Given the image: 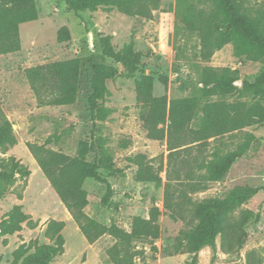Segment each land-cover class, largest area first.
Masks as SVG:
<instances>
[{"label":"trees","instance_id":"obj_1","mask_svg":"<svg viewBox=\"0 0 264 264\" xmlns=\"http://www.w3.org/2000/svg\"><path fill=\"white\" fill-rule=\"evenodd\" d=\"M65 2L67 11L79 17L82 13L106 9L146 21H153L154 13L162 6V0ZM175 13L176 38L182 31L195 36L203 62H209L216 52L231 44L237 58L264 64V2L176 0ZM38 19L36 0H0V56L20 52L21 26ZM70 39L69 28H61L58 41L63 43ZM94 45L95 52L89 58L92 91L88 106L92 125L96 128L111 115V110L105 106L107 82L115 80L119 71L111 62L122 63L131 75H136L139 71L136 66L139 54L134 51V42L125 45L122 52H117L109 36H96ZM81 73L82 61L76 58L29 68L26 77L40 106L65 107L77 101ZM160 79L167 84L168 78ZM239 80V70L204 67L200 95L173 100L155 95V80L151 75H143L135 80L136 100L141 107V120L147 137L153 141H166L169 154L165 183L160 176L164 171L163 165L155 171L145 155L129 158L138 166L137 181L164 187V211L154 206L149 218L135 216L130 231L117 225L101 224L85 212L89 205L85 183L89 179L106 186L102 203L111 205L113 187L100 172L102 167L112 164L106 153L94 161H88L86 153L72 157L45 145L27 144L39 168L89 244H94L105 235L115 240L107 251L112 264H134L136 257L143 254L136 243L154 244L159 240L162 235L160 218L166 213L174 221L185 223V228L179 232L172 246L165 249L168 256L189 254L194 257L191 264H196L199 253L210 247L216 257L218 238L225 252L244 247L247 226L251 222L258 223L261 214L253 210H241L238 215L236 212L258 195L260 189L237 186L225 198L199 202L192 196L205 191L209 183L224 181L233 164L246 156L254 143L259 141L248 134L237 150L225 151L217 146L209 156L206 155L211 139L216 141L248 127H264V72L254 82L244 81L241 88L237 86ZM237 93L252 96V102H229L228 98ZM212 97L221 99L208 101ZM129 143L124 142L123 146L128 147ZM17 144L13 123L0 105V154H6ZM30 175V170L16 158L0 156V199L9 194L18 177L27 179ZM25 223L32 229L37 227L23 206L15 205L0 223V241L7 244L8 237L20 233ZM65 227L61 221L49 222L45 236L50 243L23 244L14 253V263L52 264L65 251Z\"/></svg>","mask_w":264,"mask_h":264},{"label":"rangeland","instance_id":"obj_2","mask_svg":"<svg viewBox=\"0 0 264 264\" xmlns=\"http://www.w3.org/2000/svg\"><path fill=\"white\" fill-rule=\"evenodd\" d=\"M36 2L39 19L21 26L20 52L0 56V105L13 123L18 138V144L0 156L16 158L31 172L27 179L18 177L9 194L0 199V223L15 205H22L37 227L32 229L25 223L20 233L8 237L7 244L1 240L0 264H15L14 253L23 244L50 243L45 232L51 221H61L66 225L63 231L65 251L52 264H112L107 251L115 240L105 235L94 244H89L39 168L27 144L45 145L72 157L86 153L88 161H94L106 153L112 164L102 167L100 172L113 187L111 205L102 203L106 186L89 179L85 183L89 198L85 212L101 224L117 225L130 231L135 216L149 218L154 206L164 211V187L137 181L138 166L129 158L143 154L155 171L163 165L164 171L160 176L165 183L169 154L166 141H153L147 137L141 120V107L136 100L135 80L143 75H151L155 80V95L173 100L200 95L204 67L239 70L237 86L241 88L244 81L254 82L264 72V64L237 58L231 44L216 52L209 62H203L195 36L186 31H182L178 38L175 36L176 0H162L161 10L154 13L153 21L127 17L117 10L106 9L82 13L79 17L67 11L65 0ZM63 27L69 28L71 39L61 43L58 33ZM96 36L111 37L119 53L125 45L134 42V51L139 54L136 63L139 71L131 75L122 63L109 61L124 69L119 68L116 79L107 82L105 106L111 110L110 117L94 128L88 98L92 91L89 58L95 52ZM76 58L82 61L76 103L65 107L40 106L27 80L26 70ZM161 77L168 78L167 84L161 82ZM219 99L212 97L208 101ZM252 100V96L241 93L228 98L229 102L250 103ZM248 134L254 135L259 143L255 142L247 155L233 164L224 181L209 183L205 191L192 196L199 202L225 198L237 186L258 188V195L243 205L236 215L241 210H253L260 212L261 220L247 226L246 242L241 250L223 251L221 239L218 238L216 257L212 248L207 247L199 253L196 264H264V127H248L216 141L211 139L206 155L209 156L217 146L225 151L237 150ZM124 142H130V145L124 147ZM160 226L162 235L154 244L136 243L143 254L136 257L134 264H191L192 255L168 256L165 253V249L172 246L179 232L185 228V223L174 221L166 213L160 218Z\"/></svg>","mask_w":264,"mask_h":264},{"label":"water","instance_id":"obj_3","mask_svg":"<svg viewBox=\"0 0 264 264\" xmlns=\"http://www.w3.org/2000/svg\"><path fill=\"white\" fill-rule=\"evenodd\" d=\"M119 68H120V69H124V67L121 66V65L119 66ZM239 85H241V82H239Z\"/></svg>","mask_w":264,"mask_h":264}]
</instances>
